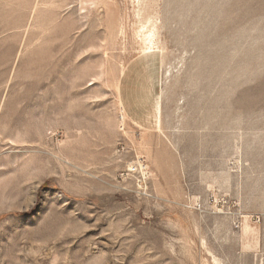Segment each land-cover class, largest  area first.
I'll list each match as a JSON object with an SVG mask.
<instances>
[{"label": "rangeland", "instance_id": "1", "mask_svg": "<svg viewBox=\"0 0 264 264\" xmlns=\"http://www.w3.org/2000/svg\"><path fill=\"white\" fill-rule=\"evenodd\" d=\"M0 264H264V0H0Z\"/></svg>", "mask_w": 264, "mask_h": 264}, {"label": "crops", "instance_id": "2", "mask_svg": "<svg viewBox=\"0 0 264 264\" xmlns=\"http://www.w3.org/2000/svg\"><path fill=\"white\" fill-rule=\"evenodd\" d=\"M131 77V73L129 72V73H127V72H125L124 74H123V79H126V78H130ZM122 103H123V100H122ZM123 105V104H122Z\"/></svg>", "mask_w": 264, "mask_h": 264}]
</instances>
